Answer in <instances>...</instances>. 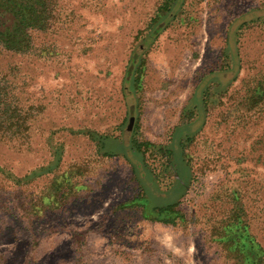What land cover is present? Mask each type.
Here are the masks:
<instances>
[{
  "label": "rangeland",
  "instance_id": "rangeland-1",
  "mask_svg": "<svg viewBox=\"0 0 264 264\" xmlns=\"http://www.w3.org/2000/svg\"><path fill=\"white\" fill-rule=\"evenodd\" d=\"M48 2L0 50V264H264V0Z\"/></svg>",
  "mask_w": 264,
  "mask_h": 264
},
{
  "label": "trees",
  "instance_id": "trees-1",
  "mask_svg": "<svg viewBox=\"0 0 264 264\" xmlns=\"http://www.w3.org/2000/svg\"><path fill=\"white\" fill-rule=\"evenodd\" d=\"M48 1L51 0H0V50L13 54H29L33 50L34 34L48 31L52 26L49 21L54 17ZM19 112L17 103H11L8 87L0 79V144L4 143L5 135L13 127L14 137L19 135L18 129L22 127ZM185 140L190 142L191 137H186ZM1 171L4 170L0 168ZM39 175L33 173L30 176ZM26 178L27 176L18 179L20 181ZM18 179L16 177L17 181ZM179 185L184 187L182 182Z\"/></svg>",
  "mask_w": 264,
  "mask_h": 264
}]
</instances>
